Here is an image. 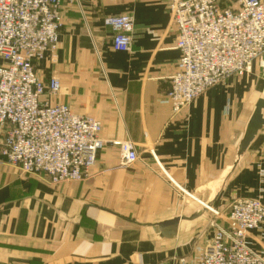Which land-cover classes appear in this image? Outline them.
Wrapping results in <instances>:
<instances>
[{
    "label": "crops",
    "instance_id": "1",
    "mask_svg": "<svg viewBox=\"0 0 264 264\" xmlns=\"http://www.w3.org/2000/svg\"><path fill=\"white\" fill-rule=\"evenodd\" d=\"M125 14L135 19L133 47L115 52L113 33L103 21ZM63 18L56 57L48 54L36 64L38 76L57 78L61 91L55 103L99 121L105 140L133 142L139 161L123 166L120 150L107 148L87 180L56 185L43 175L23 174L0 156V264L192 259L193 249L204 243L195 239L206 232L210 210L181 221L173 239L162 238L157 225L189 218L211 201L213 189L234 167L264 88V70L255 64L173 114L165 95L180 52L163 3L78 0L64 6ZM238 198L264 203V127L211 210L223 213ZM249 243L264 253V229L253 232Z\"/></svg>",
    "mask_w": 264,
    "mask_h": 264
},
{
    "label": "built area",
    "instance_id": "2",
    "mask_svg": "<svg viewBox=\"0 0 264 264\" xmlns=\"http://www.w3.org/2000/svg\"><path fill=\"white\" fill-rule=\"evenodd\" d=\"M77 1L0 0V156L23 174L43 175L56 185L87 180L107 148L120 150L123 166L139 161L133 142L105 140L99 121L55 103L57 78L44 81L37 74L38 62L56 57L64 6ZM144 1L163 3L177 31L180 58L165 95L173 114L255 64L264 69V0ZM103 23L113 33L114 51L130 52L133 15L109 16ZM212 214V237L192 264H264V253L249 243L253 232L264 229L261 200L238 198Z\"/></svg>",
    "mask_w": 264,
    "mask_h": 264
},
{
    "label": "water",
    "instance_id": "3",
    "mask_svg": "<svg viewBox=\"0 0 264 264\" xmlns=\"http://www.w3.org/2000/svg\"><path fill=\"white\" fill-rule=\"evenodd\" d=\"M263 127H264V88H263L262 94H261V96H260V98H259V100H258V102H257V104L253 110V113L250 117V120L247 124L245 134H244V138H243V140L239 146V149H238L237 158H236V162L234 164V167L237 166V164L240 162V160L243 157L248 146L254 140L258 131L261 130ZM234 167L228 168L226 170V172L222 176L220 182L213 189L214 195H213L211 201L208 202L207 204H205L203 210L198 211L196 214H194L193 216H191L189 218L174 219L172 221L157 225L160 236L162 238L173 239L177 234L178 226H179L181 221H193V220L199 218L200 216H205L206 213L208 212V210L213 207L214 200H215L217 194L219 193L221 186L223 185V183L227 179L228 175L232 172Z\"/></svg>",
    "mask_w": 264,
    "mask_h": 264
},
{
    "label": "rangeland",
    "instance_id": "4",
    "mask_svg": "<svg viewBox=\"0 0 264 264\" xmlns=\"http://www.w3.org/2000/svg\"><path fill=\"white\" fill-rule=\"evenodd\" d=\"M261 70H264V69H261ZM260 88V86H259ZM183 196V195H182ZM212 216V219H216L215 215H211ZM218 218V217H217ZM219 219V218H218ZM210 223V222H209ZM209 223H208V226H207V229H206V232L204 234H202L201 236L197 237L195 240L197 242H204V243H200L199 246H201V248L203 247V249H199V246L197 249H193V252H194V257L191 259V258H188V257H184V258H187L189 260V264H192L196 257L204 250L205 246H207V242L210 241L211 237H212V231L209 230ZM194 240V239H193ZM196 243V242H195ZM198 245V244H197ZM193 248V246H192ZM195 250V251H194Z\"/></svg>",
    "mask_w": 264,
    "mask_h": 264
},
{
    "label": "bare ground",
    "instance_id": "5",
    "mask_svg": "<svg viewBox=\"0 0 264 264\" xmlns=\"http://www.w3.org/2000/svg\"><path fill=\"white\" fill-rule=\"evenodd\" d=\"M212 212H213V210H212Z\"/></svg>",
    "mask_w": 264,
    "mask_h": 264
}]
</instances>
